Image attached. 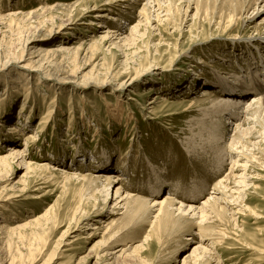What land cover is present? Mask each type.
I'll list each match as a JSON object with an SVG mask.
<instances>
[{
  "label": "rangeland",
  "instance_id": "rangeland-1",
  "mask_svg": "<svg viewBox=\"0 0 264 264\" xmlns=\"http://www.w3.org/2000/svg\"><path fill=\"white\" fill-rule=\"evenodd\" d=\"M81 1L12 0V3H7L2 0L0 3L2 13L13 7L26 11L39 4L63 7L56 9L57 14L53 19H46L40 27L39 21L48 12L39 18H28L19 23L0 20V154L6 152L4 148L14 144V141L15 146L22 149L25 134L34 132L38 136L36 143L26 151L32 162H48L49 166L55 164L79 176V179L65 180L61 174H56L47 179L44 172L39 171L41 176L35 179L31 173H24V166L16 165L8 173L9 176L0 175V195L4 198L1 202L9 206L13 219L17 218L11 223L26 224L20 229L23 238L18 240L14 237L12 244L13 249L27 255L28 260L23 264H101L96 255L100 252L97 242L101 234L84 238L91 229L81 220L88 215L93 218L89 224L101 221L102 213H99L101 216L96 213L101 211L103 204L100 194L96 189H91L87 180L80 179L81 175L119 173L125 178L121 180L124 188L127 187V191L139 197L152 199L166 193L176 196L177 200L181 197L172 193L173 185L180 187L178 193L181 195L182 190H189L195 180L204 179L208 174L213 176L211 170L215 165L208 161L214 156L213 152L208 150L209 153L202 155L200 148H196L199 153L196 151L194 155L184 148L186 139L192 135L189 129L191 122L199 112L197 109H184L185 102L181 100L186 96L198 95L203 88H213V84L203 83L204 80L209 83L216 81L215 75L218 73L230 77L232 71H238L240 76L247 79V73L261 65L257 63L259 60L251 44L264 37L256 36L258 38L253 40L247 36L255 35L257 30L264 36V10H260L264 1L191 0L189 7L185 2H178L159 24L153 22L152 26H147L142 22L139 31L143 34H134L126 46L115 47L104 42L96 49L91 45L92 39L98 38L103 33L100 31L107 28L109 31L117 30L121 25L123 29L119 32L123 37H129L131 27L141 18L138 11L144 2L139 1L132 9L124 5L120 9H111L101 0H93L97 9L93 10L94 13H84L81 8L75 9L78 8L75 4ZM73 3L74 7L69 8ZM96 13L121 18L111 20L104 16L107 27L95 28L89 22L97 19L94 17ZM255 13L258 14L254 16ZM249 15L253 19L246 26L247 22L243 20ZM230 16L234 24L225 25ZM83 40L85 44H81ZM58 44L70 48L83 46L74 60L70 59L72 54L63 56L65 53H57L56 58L63 57L60 63L57 62L59 59H54V55L38 50L56 48ZM47 60L57 63L50 66ZM238 65H241V70ZM199 74L202 77L196 78L195 75ZM131 78L134 79L128 83ZM121 82L126 85L118 90ZM190 84L196 88L194 92L188 89ZM216 91L221 94L220 89ZM155 93L167 95L169 104L153 111L146 109ZM252 94L255 93L247 91L241 108L243 112L239 115L240 122L248 105L245 101ZM115 103L116 106L123 105L125 112L119 124L110 120L107 111V105ZM82 106L86 108L83 111ZM47 107L53 109L52 114L45 120L44 131L38 135L37 124ZM70 112L75 119L72 128L67 131ZM81 113H84L83 119ZM217 123L220 129L216 132L217 137L224 131L219 144L227 143L234 132V125L222 117ZM8 126L14 127L19 134L13 129L9 130ZM136 148L138 157H134ZM261 148V154L254 151L257 163L248 171L260 177L252 180L256 187L250 184L242 196L244 202L261 218L245 212L236 215L233 221L225 212L207 224L219 236V243L212 250L219 264H264V145ZM125 149L130 152L125 154ZM103 151L110 152L107 164H111V167L104 165V168H97ZM149 162L158 166L156 172L162 177L159 184L155 179L158 174H153ZM207 163L211 165L207 166ZM224 165L222 172L218 171L219 174L213 177L218 175L216 178H219L229 171L230 161ZM161 184L164 185L160 188ZM154 185H159L158 191H155ZM211 187L212 181L209 180L205 191L197 195V204L210 193ZM22 188L27 192L22 194ZM39 192V199L32 198ZM84 197L89 198L84 200ZM50 206L52 218L44 225L47 228L29 240V234L34 230L31 219ZM150 216L147 215V224L143 229L137 228L130 233L129 237H134V245L142 242L149 229ZM127 233L129 230H125L124 234ZM197 239L198 231L193 227L184 231L182 236L177 233L163 238L161 246L153 243L146 264H182L183 256L190 252ZM28 244L31 246L30 252ZM146 254L142 252L143 256ZM132 263L130 261L129 264Z\"/></svg>",
  "mask_w": 264,
  "mask_h": 264
},
{
  "label": "bare ground",
  "instance_id": "bare-ground-1",
  "mask_svg": "<svg viewBox=\"0 0 264 264\" xmlns=\"http://www.w3.org/2000/svg\"><path fill=\"white\" fill-rule=\"evenodd\" d=\"M11 1L12 0H6L7 3H10ZM139 1L141 0H101V2L105 6H108L111 9H120L123 5L127 8L132 9L136 4H138ZM189 1L191 0H143L144 3L138 11V14L140 15L138 17H141L143 20H141V18H138V22L135 23L130 29V35H128L129 37L122 36L119 30H122L123 28L120 25L117 30L111 31L110 29L109 31V28H107L104 31H100L103 32L102 35H99L98 38H93L91 41V45L94 49H96L95 47L104 42H109L110 45L115 47H120L123 44L125 45L127 44V42L129 44V39H133L134 34L138 33L141 35L142 32L140 33L139 31V27L141 25L144 24L147 26H152L153 22H156L157 24L158 22H160V20H162V17L166 18V16L169 14V12H171V9L175 4L177 5L178 2H185L187 3V7H189ZM1 2L2 0H0V3ZM15 2L16 1H13V3ZM92 2L93 0H82L78 3V5L75 4L78 7L75 9L81 8L84 13H94L93 10H96L97 7ZM74 3L73 5L69 6V8H73ZM1 8L3 7H0V20H8L9 23H19L27 20L28 18H39L44 13L46 14V12H48L47 15H44L45 18L43 17V19L39 21V27L43 25L46 19H53L55 14H57L56 9H63V7L60 5L59 7H48L46 5L42 6L39 4V6H37L36 8H32L26 11L20 10L19 8L15 9L13 7L14 9L12 8L6 11V13H2L1 11H3V9ZM261 8L262 9L260 10H264V4H262ZM162 12L165 13L161 16ZM257 14L258 13H255L254 16H256ZM104 16L105 14H94V17H97V19L89 22L90 25L94 26L95 28L104 27ZM114 17L115 16L112 15H109V17L105 16V18L111 20H115L120 16L117 18ZM252 19L253 16L249 15L246 16L243 21L247 22L246 26H248L251 23ZM120 21H122V19ZM142 22L144 23L142 24ZM234 22L235 21L230 16L229 19L226 21L225 25H233ZM115 23H117V21ZM256 36L264 37L261 36L257 30V32H255V35H248L247 38L254 40L255 38H258ZM263 41L264 39H256L251 44L253 49H255V54L259 60L257 63L261 65L256 70H252L247 73V79H245L243 75L240 76L238 71H232L230 77L218 73L215 75L216 81L214 80L212 83L207 82V80H204L206 78L203 77V80L205 81V83L203 84H213V88H203L201 89L198 95H191L190 97L186 96L181 100L182 102H185L183 104L184 109H197L199 112V115L196 117V119L194 121L192 120V122L190 121L191 125L189 124V129L192 135H190V137L186 139V145L184 146L185 150L188 153H193L194 155L198 152L197 149L199 148L200 153H202V155L204 152H208V150L213 152L212 154L214 156L212 155V159H208L209 162H213L215 165L213 170H211L213 176L214 174H219L218 171L222 172L221 170L223 166H225V162L229 160L230 168L226 174L222 175L219 178H216L218 175L216 177H213L212 175L208 174V176L204 179H200L198 181L195 180L194 182L192 181L193 183H191V188L189 190H182L181 195L178 193L180 187L178 188V185H173L171 190H174L175 192L173 191L172 193L175 195H179L181 197L180 200H177L176 196L172 197L166 193L163 194V196L161 197H153L152 199L146 197L142 198L141 196L139 197L136 194L127 191V187V190L124 188V185L121 184V180H124L125 178H123L119 173L115 174L108 172L109 174L107 176H105L103 173H95L94 175H87V173L86 175L80 176V179L87 180V183L91 187V189H96V191L100 194L101 202L103 204L101 211H98V213H96H102L101 221H98V223L101 224H89V222L92 221L93 218H90V216L88 215L83 217V219L81 220L83 224L88 225V227L91 229L90 231L86 232L84 238H91L97 234H101V238L99 242H97L100 247V252L96 254L97 258H99V260L101 261V264H129L130 261L133 263L137 262L138 264H146V257L149 255L150 252H152L153 243H155V245L159 247L162 245L163 238L172 237L174 234L177 235V233L178 235L181 234L182 236L184 231L186 232V230L190 229L191 227L197 228L198 239L197 241H194V245L191 246L190 252L183 256L182 264H212L213 262L214 264H219V260L216 256L213 255L214 253H212V250L215 248V245L219 243V236H216V233L212 231V227L209 225L207 226V224L214 222V219L219 218L220 214H223L225 212L228 213L229 218L233 221H235L234 217L236 215H243L245 214V212L251 213L253 216L261 218V215H256L254 210L244 202L242 196L243 193H245V188H247L250 184L253 183L252 180L260 177L259 174L256 173V176H253L248 171L251 166H254L255 163H257V154H255L254 151H257L258 153L260 152L261 154V147L262 145H264ZM83 43L85 44L84 40L81 42V44ZM63 45L64 44H58L56 48L47 47L38 50H40L39 52H44L45 54H49L52 56L54 55V59H59L57 62L60 63L63 57L56 58L57 53H65V55L63 56H69V54H72V57L70 59L74 60L78 55L79 50L82 49L81 46H83L81 45L80 47L70 48L68 46L64 47ZM91 45L89 46L91 47ZM94 49L92 50L94 51ZM47 62L50 66L56 65L55 63H57L56 61L53 62V60H47ZM238 68L239 70H241V65H238ZM253 71H256V73H254ZM195 77L201 78L202 75L201 77L200 74L195 75ZM133 79L134 78H131L128 83L132 82ZM125 85L126 83L121 82V84H118L117 89L120 90L124 88ZM188 89H190L191 92H194V89L196 88H194L193 84H190L188 86ZM217 89H220V95L217 94ZM247 91H250L255 94H252L245 101V104L248 103V105L246 107V110L244 111L245 116L240 122L239 115H241L243 112L241 108L244 105V98L247 96ZM140 94L143 95V93ZM154 96L155 97L149 101V105L146 107V109H151L153 111L154 109L157 110V108H162L169 104L167 103V101H169L166 97L167 95L155 93ZM196 106L197 108H195ZM84 108L85 106H82V111L84 110ZM52 110V108L47 107L45 113H43V115L41 114V118L37 124L36 131L38 135L42 130L44 131L45 127H43V125L45 123V120L47 121L50 114H52ZM107 111L109 113L110 120H113L117 124H119L120 121L123 119V114L125 113L123 105L119 104L116 106V103L111 104V106L107 105ZM83 116L84 113H81L80 117L82 119ZM221 117L226 120L227 123L234 125V132L232 133L230 140L227 143H225L224 141L225 144H219V142L222 141L224 131L221 132L218 137L216 133L218 130H220L218 129L217 121L220 120ZM74 119V114L70 112L68 117L67 131L72 128L74 124ZM7 128L9 130L13 129V132H17V130H15V128L12 126H8ZM17 133L19 134V132ZM214 133H216V135ZM36 136L37 135L34 132L26 133L24 137V146L22 149L15 146V141L13 142L14 144H10L9 146L4 148L6 152L0 154V175H7L12 170L13 166L16 165L24 166L26 169V172L24 173H31L32 177H34L35 179L41 176L39 171L44 172L43 175L47 179H49L50 176L56 174H61L63 176V179L65 180L75 178L79 179V176L77 174L76 176L75 174L68 173L66 172V170L57 167L55 164H50L51 166H49L48 162H32L31 158H29V154L26 153V151L29 150L32 144L36 143V138L38 137ZM125 150V154H128L130 152L128 149ZM102 154V160L97 161L99 165L97 166V168H104L106 165H108L107 163H109L110 161V152L103 151ZM138 156L139 153L136 148V151L134 152V157ZM210 165L208 164L207 166ZM108 166L111 167V164ZM149 166L151 167L153 174H158L156 172L158 169L157 165H153V162H149ZM156 176V182H158L157 184H159V182L162 180V177L159 174ZM209 180L212 181V190L209 191L210 193H207L208 195L204 197L203 200L198 201L197 204V195H200L202 194V192L205 191L207 187V182H209ZM92 185L95 186L92 187ZM163 185L164 184H161L160 188ZM252 186L256 187V185L253 184ZM154 188L156 189L155 191H158L157 189L159 188V185L155 186ZM26 192L27 191L25 189L22 190V194ZM40 197V192L39 195L36 194L32 196V198L37 199H39ZM88 198L89 197H84L83 199L88 200ZM1 199L4 200V198H2V195H0V264H23L28 260L27 255H24L18 249H13L12 244L14 237L16 239L18 238V240L19 238H23L20 236V229L26 224L11 223L12 220H16L17 218L13 219L14 217L11 216L9 206L7 204H4L5 202H1ZM5 200H7V198ZM51 211L52 207L50 206L42 214L38 215L36 218L34 217L35 219H31L30 222L32 223V225H34V230H36L30 232L29 240L36 237L40 231H43L45 229L46 226L44 227V225L50 218H52L50 217V214L52 213ZM80 211H82V208L81 210H79V212ZM147 215H152L150 216V218L152 217V219L148 221L149 229L144 234L142 242H139L138 244L134 245V237L130 238V233H132V230L134 231V229L144 228V225L147 224V221H145ZM98 216L101 215L99 214ZM26 223L29 224L28 222ZM125 230H129V234H124ZM118 244H121V246L116 247ZM27 249L29 252L31 251L30 244H28ZM142 252H146L147 254L143 256Z\"/></svg>",
  "mask_w": 264,
  "mask_h": 264
}]
</instances>
